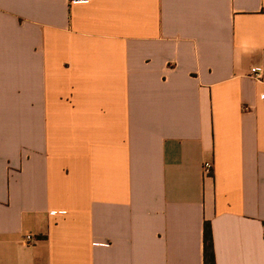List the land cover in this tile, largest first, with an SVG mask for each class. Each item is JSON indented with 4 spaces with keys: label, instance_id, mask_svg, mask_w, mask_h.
<instances>
[{
    "label": "crops",
    "instance_id": "crops-1",
    "mask_svg": "<svg viewBox=\"0 0 264 264\" xmlns=\"http://www.w3.org/2000/svg\"><path fill=\"white\" fill-rule=\"evenodd\" d=\"M253 68L264 0H0V264H264Z\"/></svg>",
    "mask_w": 264,
    "mask_h": 264
},
{
    "label": "trees",
    "instance_id": "trees-1",
    "mask_svg": "<svg viewBox=\"0 0 264 264\" xmlns=\"http://www.w3.org/2000/svg\"><path fill=\"white\" fill-rule=\"evenodd\" d=\"M204 264H216L213 230L210 223H206L204 229Z\"/></svg>",
    "mask_w": 264,
    "mask_h": 264
},
{
    "label": "built area",
    "instance_id": "built-area-1",
    "mask_svg": "<svg viewBox=\"0 0 264 264\" xmlns=\"http://www.w3.org/2000/svg\"><path fill=\"white\" fill-rule=\"evenodd\" d=\"M250 77L256 80H262L264 81V72L260 71L257 68H253L250 73ZM206 173L209 172L210 174L212 173L213 170V165L211 163L206 164L205 166ZM32 237L28 236L27 240H31Z\"/></svg>",
    "mask_w": 264,
    "mask_h": 264
}]
</instances>
